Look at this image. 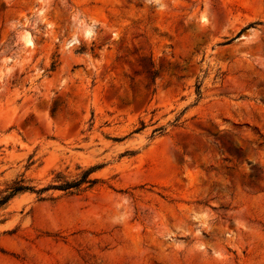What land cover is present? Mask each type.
<instances>
[{"label": "rangeland", "instance_id": "1", "mask_svg": "<svg viewBox=\"0 0 264 264\" xmlns=\"http://www.w3.org/2000/svg\"><path fill=\"white\" fill-rule=\"evenodd\" d=\"M0 264H264V0H0Z\"/></svg>", "mask_w": 264, "mask_h": 264}, {"label": "trees", "instance_id": "2", "mask_svg": "<svg viewBox=\"0 0 264 264\" xmlns=\"http://www.w3.org/2000/svg\"><path fill=\"white\" fill-rule=\"evenodd\" d=\"M89 171L90 170L84 171L79 179H75L73 181L65 182L62 185H59V188L67 189V188H70V187H78V185H80L83 182L91 183L93 180L87 178ZM25 189H29V187L26 186V185H23L21 183H15V185L12 187L11 192L9 193V195L3 197V199L1 201H4L5 199H7L10 195H12V194H14V193H16L18 191L25 190Z\"/></svg>", "mask_w": 264, "mask_h": 264}]
</instances>
